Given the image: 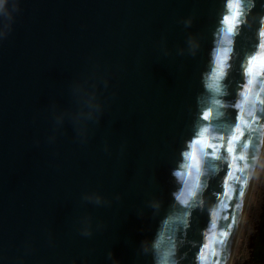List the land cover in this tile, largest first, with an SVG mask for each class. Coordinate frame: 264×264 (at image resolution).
Listing matches in <instances>:
<instances>
[{
    "label": "water",
    "instance_id": "water-1",
    "mask_svg": "<svg viewBox=\"0 0 264 264\" xmlns=\"http://www.w3.org/2000/svg\"><path fill=\"white\" fill-rule=\"evenodd\" d=\"M262 32L264 0H3L0 264H226Z\"/></svg>",
    "mask_w": 264,
    "mask_h": 264
},
{
    "label": "bare ground",
    "instance_id": "bare-ground-1",
    "mask_svg": "<svg viewBox=\"0 0 264 264\" xmlns=\"http://www.w3.org/2000/svg\"><path fill=\"white\" fill-rule=\"evenodd\" d=\"M263 167H264V125L256 147V151L252 156L249 174L245 185L244 201L241 207V212L238 216L234 239L228 254L226 264H235L238 247L242 238L244 226L246 224L250 207L258 188L259 178Z\"/></svg>",
    "mask_w": 264,
    "mask_h": 264
},
{
    "label": "rangeland",
    "instance_id": "rangeland-1",
    "mask_svg": "<svg viewBox=\"0 0 264 264\" xmlns=\"http://www.w3.org/2000/svg\"><path fill=\"white\" fill-rule=\"evenodd\" d=\"M264 204V167L259 178V184L252 201L250 211L244 226L242 238L238 247L235 264H248L252 245L260 223L262 206Z\"/></svg>",
    "mask_w": 264,
    "mask_h": 264
},
{
    "label": "trees",
    "instance_id": "trees-1",
    "mask_svg": "<svg viewBox=\"0 0 264 264\" xmlns=\"http://www.w3.org/2000/svg\"><path fill=\"white\" fill-rule=\"evenodd\" d=\"M248 264H264V204Z\"/></svg>",
    "mask_w": 264,
    "mask_h": 264
},
{
    "label": "snow or ice",
    "instance_id": "snow-or-ice-1",
    "mask_svg": "<svg viewBox=\"0 0 264 264\" xmlns=\"http://www.w3.org/2000/svg\"><path fill=\"white\" fill-rule=\"evenodd\" d=\"M260 35H264V32L260 33ZM249 71H251V69H249ZM204 118H205V119H207V115H205V117H204ZM232 139H233V140H236V139H237V137L233 136V137H232ZM210 147H212V146L210 145ZM227 151H228V152H232V151H233V149H232L231 147H229V148H227ZM241 158H242V157H241ZM229 175H230V173H229ZM240 194H241V195L243 194V193H242V191H241V193H240Z\"/></svg>",
    "mask_w": 264,
    "mask_h": 264
},
{
    "label": "clouds",
    "instance_id": "clouds-1",
    "mask_svg": "<svg viewBox=\"0 0 264 264\" xmlns=\"http://www.w3.org/2000/svg\"><path fill=\"white\" fill-rule=\"evenodd\" d=\"M3 2V0H0V3H2Z\"/></svg>",
    "mask_w": 264,
    "mask_h": 264
}]
</instances>
